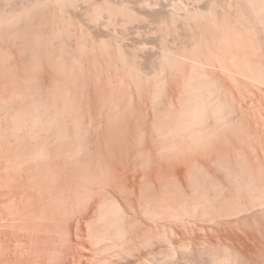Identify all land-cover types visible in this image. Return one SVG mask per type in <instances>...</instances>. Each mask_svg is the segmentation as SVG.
I'll return each mask as SVG.
<instances>
[{"label": "bare ground", "instance_id": "bare-ground-1", "mask_svg": "<svg viewBox=\"0 0 264 264\" xmlns=\"http://www.w3.org/2000/svg\"><path fill=\"white\" fill-rule=\"evenodd\" d=\"M7 1L8 0H5V2ZM25 1L26 0H23L24 3H22L19 8H16L17 4L14 2L16 7L15 9L12 7L13 10L9 12H7V8H0V144L2 145L3 141L7 143L9 140H7V131L12 132L11 135L12 137L14 136V138L17 137L18 139L21 137L20 140L22 139L23 141L17 140L18 143L23 142L20 144L24 145V141H35L36 144L33 143L35 148H32L29 155L25 154L28 153L26 151L25 153L24 151L22 152L26 155L24 162L26 161V165L27 163H32L33 165L34 163V167L36 168L33 167V171L36 169V171L39 170V172H41L40 170H42V176H46L45 178L48 179L50 178V174L56 176L58 173V177L56 176L58 179L65 175L66 172L63 171L67 170V168L64 169L62 168L63 166L56 164L59 158L63 159L62 161L65 162L64 166L70 165V170H72L67 174L69 176L67 179L69 178V181H71L72 188L68 186L65 187L70 189L68 190L70 194L74 192V195L78 196L80 195V191L77 187L80 188V185L83 186L82 184L87 187L85 195H83L84 193L82 192V198L79 197L82 202L81 204L90 200L92 198L90 196L91 193L98 189V185H101L96 182L98 179L97 173L100 169L99 171L97 170L101 168V173L104 166L106 170L104 171L107 173V176L103 173L105 177L100 175L99 179L105 178L104 182L107 181V183L104 184L105 187L103 186L104 179L102 181L100 179V181L104 189H106V185L107 187H111H109L111 193L109 192L110 197L105 196L104 200L101 199L103 202L101 201L102 204L99 206L101 209L98 211V221L100 220L99 222H102L99 224H103L102 227L98 226L101 227V233L98 239L102 242H112V244L113 242H117V244L128 243L134 236L137 238L139 232H142L143 227H145L143 225L147 224V222L142 221L146 218L152 221L158 220L159 222L164 221L170 223V225L172 224V227H169L172 242L169 241L173 243V246H170L172 257L174 258L177 255V258L184 260L185 263L187 262L186 264H197L200 260L203 261V258H201L202 255L206 256L205 258H207V260L205 259V261H208V264H264L263 144L258 142L259 134L253 128V122L248 121L249 119L247 120V116H249L248 112H246L247 109L245 110L241 103L244 98L240 102L237 101V99H235L236 97L231 95L233 92L228 85H226V82L223 80H218V82L215 79L207 77L204 73V71H206L205 66H209V63L212 62L215 65L218 64L222 72L228 73L225 74L228 75L229 81L231 80L236 84L243 83V80L249 81V83L251 82V84L257 87V90L260 88L264 89V0H230L228 4V6L231 5L230 7L232 9L236 8L237 11L243 10L240 12V15L234 19L237 20V18L240 17V24L243 23L241 21L242 19L243 21L245 20L246 23L244 24L245 26H243L247 30V33H249V31H254L253 33L261 34L260 36L263 35L259 42H256L257 39L255 37L253 39H256V44L259 43L261 45L258 50L254 49L255 46H248L253 51L244 53V57L247 58V60L244 59V57L243 60L240 55L241 53L238 50L236 51V49L244 46L242 44L246 40V37L244 38V36L238 35L239 33L237 34V32L235 33L236 36H232L235 34L227 35L224 33L231 29L230 26L227 24L225 25V21H227L226 17L230 18L231 16L226 14L227 11L225 13L226 16H218L215 14V10L212 11V8H209L211 14L204 8L208 13L207 15L201 8L198 9V6L195 8V0H190L194 4H192L194 9L191 8V10H193L191 12L187 11L186 13L181 11L183 8H174L173 5L175 4L171 6L172 9L174 8L176 10H172L171 7H169L171 11L168 9L170 5H166V2H162V0H159L161 2L157 0H141L139 3H133L136 6V8L133 9L128 8L130 6L128 1L127 5L129 6L126 9L123 8L126 3H124L125 5H120L121 8H118V6L116 7L117 9L113 8L111 6L112 0L105 1L106 7L104 4V7H97L99 4L97 6L95 5L93 9L91 8L92 11H94L93 17H87L91 19L93 23H99L101 19L105 18V22L102 20V27L107 30L109 28L108 26L111 27V25H114L116 27L117 24L115 25L114 23L119 20L120 16L116 21L117 15L119 14L124 17V19L121 17V20H123L121 23L123 24L122 26H124V24L129 25L135 22L138 18L141 20H149L154 17L155 19L156 17L159 19V16L161 18V23V21H164V18L162 19L161 16L165 17V15L167 16L166 13H168L169 16L167 17H170L169 20L171 19L174 21H171V25H175L177 22H179V24H177L179 26L187 24L191 32L193 31L195 35H193L194 38H197L194 47L192 45L195 42L191 45L194 54L190 52L191 50L185 52V48L181 51L184 46L181 47L178 53H176V51L179 50L177 48L176 51H174L175 53L172 52V50L167 52L170 50L167 49V55L170 53V56L163 55L166 54V52L162 54V57H160V54V60H157L160 62L159 65L157 64L158 62H156V66L159 67V69L157 68L158 70L155 69L156 67H154L155 63L153 61V66H150L153 56L147 44L146 47V45L142 43V47L139 49L141 53L135 54L137 52L135 51L130 62L129 60L128 62L126 61V54L128 53L122 52L121 46L118 44L120 48L116 47L115 50L118 48L116 57L119 56V59H115L114 61H120L115 64H122L124 69L122 76H124V73H126L127 76L125 75L124 78L119 77V79H123H121L120 82L117 81L119 85L121 83L122 86L124 85V88H128L126 92H123L124 90H122V92L120 89V91L118 90L117 86L119 85L115 84L117 82L115 81L114 83L112 77L109 76L111 71H106L107 76H105L107 79H103L101 77L104 75L103 72H101L103 74L100 75V72L93 69L94 67L91 69L92 65L95 66L99 63V56L101 55L103 57L105 56L102 61L106 63L108 67L110 63V69L112 64L114 65V61H112L113 63L109 62V58L113 55H111V51L108 52L110 46L108 49L107 43H105V46L102 48L96 44L95 39L92 38V42H90L89 40L86 41V38L83 39L81 37L83 41L79 40L81 43L78 41L77 46H75L76 44L73 40L75 44L74 52H71V54L67 51L64 52V41L61 40V42L60 39L65 36V32L68 33V30L71 32L70 28L72 29V26L74 28L81 24L79 21H77V23L79 22L77 25H75L76 22L74 25L72 24L73 22L71 23L74 15L71 16L68 9L65 8V6L67 7L65 3L68 0L66 2L64 0ZM77 1L78 0H76V2ZM201 1L203 2V0ZM5 2L3 5L6 4ZM68 2L74 4L75 9H77L75 4H78V2L75 3V0H69ZM191 2H188V4ZM210 2L211 1H209V3ZM71 3L69 6L72 5ZM130 3L132 2L130 1ZM223 4V6H225V3ZM176 5L179 4L176 3ZM201 5L202 4H200V6ZM7 7L11 8L10 5ZM130 7H133V5ZM183 7L185 8V6ZM230 9H228V12H230ZM223 10L220 9V11ZM57 11L60 12V18L62 19L58 18ZM70 11H72V9ZM237 11L236 13L233 11L235 16L239 12ZM85 12H87V10ZM50 16L62 20L63 24L65 23L64 21H66L65 25L63 27L60 26V28L58 22H62L57 20V23H52L53 26L49 29L52 25L49 23L51 21H56V19H50ZM82 17L85 18V16ZM65 18H67V20ZM88 18L86 20H88ZM49 19L51 21H49ZM180 22L183 23V25H181ZM232 23L233 21L231 24ZM240 27H242V25ZM175 28H172L171 33L175 34L173 32ZM216 28L218 29L217 32L215 31ZM84 29L85 28H83V30ZM185 29L187 30V28ZM241 29H243L244 32V28ZM78 30L81 32V29ZM79 31H76L77 33L75 32L73 35H77ZM180 32L182 33V31ZM81 34L83 35L82 32L79 35L82 36ZM114 34L115 33H113V35ZM253 36L251 35L252 38ZM96 37L98 38V36ZM248 37V40H252L250 34ZM194 38L192 39L193 41ZM7 41L11 45V51H9ZM143 45L145 47H143ZM245 47H247V45L244 46V48ZM178 48H180V46ZM203 48L207 50L209 56H205L204 53L202 55L199 54ZM70 49H72V47H70ZM86 49L87 54L85 53L86 56H83L86 58V62L83 63L84 66L85 63H88L89 66H85L84 68L82 67L83 63L81 61V59L83 60L84 58H81V56L82 52H85L84 50ZM99 53L102 54L100 55ZM124 53L126 56H124ZM200 55L202 57L204 55L205 60H201L202 58ZM246 55L248 56L246 57ZM211 58L213 60H211ZM7 59L9 61H7ZM193 61L194 63L195 61L196 63L199 62L200 64H197L202 66L199 72H201V69L205 70H202L203 73L197 74V76L191 75V77L189 76L188 79L185 78L186 80H184L183 78L186 77L184 73L187 67L184 66L188 65V63H193ZM7 62L10 63L7 64ZM212 63L210 64L212 65ZM197 64L195 65L198 66ZM116 65H114L115 68ZM148 66H150L151 69L157 70V73L153 70L155 75L152 77L150 76L151 73L148 72ZM151 69L149 68V70ZM193 70L195 69H192V71ZM214 70H216V68ZM192 71L190 70V72L194 74V71ZM196 73H198V70ZM115 76L113 78H115ZM125 77L127 78L125 79ZM9 84L12 85L13 89L11 88L12 91L10 90L11 92H9L8 96L12 99L10 97L7 98V87ZM250 103L248 104L249 107L251 106ZM11 105H15V107ZM26 139L29 140L26 141ZM248 140L254 143L258 142V144H256L257 146L253 147V143L251 144ZM14 141L16 142V140ZM11 143H9V145H11ZM30 143L31 146L34 147L32 142ZM27 144L25 145L27 146ZM245 144L249 146L252 145L251 147L254 153L252 155L255 156L254 158L252 157L251 162L248 161L249 159L247 156V158H245V152H243L241 146ZM15 145L16 144H13L12 146ZM3 146L4 145H2L1 148L4 150L5 147ZM18 146L20 147L21 145ZM27 149H29V147ZM1 150L2 149H0V151ZM11 150L15 151L14 149H10V152ZM1 153L0 155H3ZM23 155L21 154L20 157ZM5 156H7V154ZM15 156L17 155L15 154ZM248 156L250 157V155ZM20 157L18 158L20 159ZM5 158L6 157L3 159ZM27 159L29 161H27ZM8 162L6 161L5 163L7 164ZM16 162L19 163L18 161ZM51 163L53 164L50 165ZM19 167V169H22L20 165ZM25 168L27 167L25 166ZM4 170L2 169V172ZM7 170L9 169H6L5 172ZM59 175H61L60 178ZM42 176H35L36 180L38 181L37 177L40 178ZM0 180L2 179L0 178ZM40 180L42 179H39V181ZM42 181L45 183V180ZM64 181L67 182V180ZM39 184L40 183H38V189L41 185ZM12 186L13 185H11V187ZM55 187H57V185ZM59 187H61V185ZM99 188L103 189L102 187ZM54 189L52 191H55ZM101 189H99V191ZM106 190L105 194H109L108 191L106 193ZM99 191L97 192L99 193ZM58 192L60 191L58 190ZM103 193L101 195H103ZM101 195L99 196L101 197ZM21 198L19 199L22 200L23 198ZM95 199L93 198V200ZM48 200L50 201V199ZM65 203H67L66 207H68V202ZM55 204L56 203H54V205ZM63 206L65 205L63 204ZM96 215L97 214H95V216ZM81 217L82 215L80 218ZM138 217H141L140 219L143 217L144 220L140 221ZM149 220L148 222H151ZM140 223L143 226L142 230L138 228ZM145 228L147 229V227ZM98 239H96V241ZM115 245L116 244L113 246ZM122 248L123 247H121V249ZM124 250L126 251V249ZM128 259L131 258L128 257ZM201 263L202 262H200V264ZM204 263L207 264L206 262Z\"/></svg>", "mask_w": 264, "mask_h": 264}, {"label": "rangeland", "instance_id": "rangeland-1", "mask_svg": "<svg viewBox=\"0 0 264 264\" xmlns=\"http://www.w3.org/2000/svg\"><path fill=\"white\" fill-rule=\"evenodd\" d=\"M3 1V2H2ZM2 1H0V8L2 7V8H7V12H9V11H11V10H13V8L15 9V7H16V5L15 4H17V7L16 8H19L20 7V5L22 4V3H24L23 2V0H8L7 2H5V0H2ZM28 1H34V0H28ZM27 0L25 1V2H28ZM65 2L67 1V0H64ZM69 1V0H68ZM67 1V2H68ZM91 1V2H90ZM98 1V2H97ZM106 0H78L77 2H78V4H75L77 7V9H75V7H74V4H72L71 2V6H69L70 5V3L68 2H66L65 3V5L67 4V7L65 6V8H67L68 9V12L70 13V15L72 16V15H74V18H72L73 20L71 21V23L74 25L75 24V22H76V24L75 25H77V24H79V22L81 23V24H79V26L77 25L76 27H74L73 28V26H72V29L70 28V30H71V32L68 30V33L67 32H65L64 33V35H62V36H64V37H62L61 39H60V41L62 40V41H64L63 42V44L65 45V48H64V46H63V49L65 50H62V51H64V52H68L69 54H71V52H74L75 51V46H77V44H78V41L80 40V41H83L82 39H81V37L83 38V39H85L86 38V41H90V42H92V38L93 39H95V41H96V44L98 45V46H101L102 48L105 46V43H107V45H108V49H109V46H110V49H109V51L108 52H110L111 53V55H113V56H111V58H109V62H112V61H114L115 59H119L118 57H116L117 56V54H118V48L115 50V48L116 47H119V45L121 46V49H122V52L124 51L125 53H128V54H126L127 55V57H126V61L128 62V60H129V62H130V59H132L131 57H133L134 56V53H135V51H137L135 54H140L141 52H140V48L142 47L141 45H142V43L144 44V45H148V47H150L149 48V50H150V53L152 54V60H151V62L150 63H152L150 66L152 67L153 66V64H154V67H156L155 69H159V67H157L156 66V62H158L157 64L159 65V61H157V60H160V58H159V56H160V54H161V56L160 57H162V54L163 53H165L166 51H167V49L169 50V51H167V52H170L171 50H172V52H174V51H176V48L177 49H179V50H177L176 51V53H178V51H180V49H181V47L182 46H184V47H182L183 49H181V51H183L184 50V48H185V52H187V50L188 51H190L192 54H194L193 52V47H194V45L196 44V41L195 40H197V38L195 37L194 38V34H193V31L191 32V30L189 29V26L187 25V24H185V25H183V23H181L180 22V24L181 25H183V26H179V25H177V24H179V22H177V21H175V22H177L174 26L173 25H171L172 24V22H174V21H172L171 19L169 20V18L167 17V16H169L168 15V13H166L167 14V16L165 15V17L164 16H161L162 17V19L164 20V21H161V23H160V20H161V18H160V16H159V19H158V17H156V19H155V17L153 18L154 19V21H153V19H149V20H144V19H140V18H138V20H136L135 22H133V23H130L129 25L128 24H124V26H122L123 24L121 23L123 20H121L122 18L124 19V17L122 16V15H117V18H116V21H117V19L119 18V16H120V18H119V20L117 21V22H115L114 24L116 25V27L114 26V25H111V27L110 26H108L107 28H108V30L106 29V28H103L102 27V25H103V21L105 22V18H103V19H101L100 21H99V23L97 22V23H93L92 22V20L91 19H89L88 17H93V14H94V11H92V9H93V7H95V5L97 6L98 4H99V6H97V7H100V6H102V7H106V2H105ZM113 1H115V2H113ZM118 1V2H117ZM125 1V2H124ZM112 0L111 1V3L113 4H111V6L113 7V8H115V9H117L116 7L118 6V8L120 7V5L122 6V5H125L124 3H126V5H127V3L129 2V4H130V6L131 5H133V7H130L129 5H125V6H123V8H127L128 6V8H130V9H133V8H136V6L134 5V4H136V3H139V2H141V0ZM128 1V2H127ZM130 1L132 2V3H130ZM157 1H159V0H157ZM166 2V5H170V6H168V9H170L169 7H171V9H172V6L171 5H173V4H175L176 5V3L177 4H179V5H173V7L175 8H183L181 11H183V13H186L187 11H192L194 8H193V6H192V4H193V2H191L190 0L189 1H187V0H162V2ZM175 1H176V3H175ZM199 1H200V3H199ZM199 1H196L195 0V2H196V4H197V2H198V4L196 5L195 4V8H197L196 6H198L199 8L198 9H200L201 8V10L202 11H204L205 13H207L206 12V10H208L209 12L208 13H210L211 11H210V9L212 8V11H214L215 10V14H217L218 16H226V14H228V15H231L230 16V18L229 17H226V19H227V21H225V25L227 24L228 26H230V28L231 29H229V30H227V31H225L224 33L225 34H227V35H231V34H235L236 32H237V34L238 35H241L242 37L244 36V38L246 39L245 41H244V43L242 44V45H244V46H246L247 45V47H245L244 48V46H242L241 48H238V49H236V51L238 50L241 54V57H242V59H243V57L245 56V54L244 53H249V52H252L253 50L251 49V48H249L248 46H250V47H254V49L255 50H258L259 49V46L261 47V45L259 44V43H255V41H256V39H257V41L256 42H259L260 41V38H262V36H260L261 34H258V33H253V32H250L249 31V33H247V30L245 29V20L243 21V19L241 20L243 23L242 24H240L241 22H239L240 21V17L239 18H237V20L236 19H234L235 17H237L238 15H240V12H242L243 10V8L241 9L242 11H237V9L236 8H231L230 6H228V4L230 3V0H207V2H206V0H203V2L201 1V0H199ZM209 1H211L210 3H214V5H213V3L212 4H210L209 3ZM215 1V2H214ZM220 1V2H219ZM224 1V2H223ZM228 1V2H227ZM4 2L6 3L5 5H3L4 4ZM8 2H9V4H8ZM14 2H15V4H14ZM76 2V0H75V3H77ZM102 2V3H101ZM123 4H122V3ZM159 2H161V1H159ZM171 2V3H170ZM186 2V3H185ZM188 2H191V3H189L188 4ZM194 2V3H195ZM118 3V4H117ZM134 3V4H133ZM223 3H225V6H223L224 4ZM11 4H12V6H11ZM88 4V5H87ZM94 4V5H93ZM103 4H104V6H103ZM116 4V5H115ZM183 4V5H182ZM200 4H202L201 6H200ZM208 4V5H207ZM3 5V6H2ZM9 6L10 5V7L11 8H8L7 6ZM14 5V6H13ZM19 5V6H18ZM84 5V6H83ZM91 5V6H90ZM194 5V4H193ZM211 5V6H210ZM213 5V6H212ZM82 6V7H81ZM90 6V7H89ZM178 6V7H177ZM183 6H185V8L183 7ZM187 6V7H186ZM192 6V7H191ZM223 6V7H222ZM13 7V8H12ZM189 7V8H188ZM218 7V8H217ZM1 8V9H2ZM70 8V9H69ZM81 10H80V9ZM92 8V9H91ZM121 8V7H120ZM172 9V10H176V9ZM189 9V10H187V9ZM191 8H193L192 10H191ZM204 8H206V10L203 9ZM210 8V9H209ZM223 8H224V10H223ZM231 8V9H230ZM72 9V11H70ZM83 9V10H82ZM89 9V10H88ZM170 9V10H171ZM186 9V10H185ZM217 9H218V11H217ZM220 9L221 10H223V11H220ZM228 9H230V12H228L229 10ZM235 9V10H234ZM239 9V8H238ZM76 10V11H75ZM80 10V11H79ZM87 10V12L89 13H87V12H85ZM171 10V11H172ZM232 10V11H231ZM245 10V9H244ZM75 11V12H74ZM82 11V12H81ZM226 11H227V13H226ZM233 11H234V13H236V11L238 12V14H236V16H235V14L233 13ZM91 12H93V13H91ZM221 12V13H220ZM232 12V13H231ZM56 13H58L57 14V16H59L58 18H60V16H61V14H60V12H56ZM55 13V14H56ZM92 15H91V14ZM208 13H207V15H208ZM213 13V12H212ZM220 13V14H219ZM224 13V14H223ZM226 13V14H225ZM77 14V15H76ZM83 14H85V15H83ZM211 14V13H210ZM227 15V16H228ZM82 16H85V18L84 17H82ZM88 16V17H87ZM78 19H77V18ZM122 17V18H121ZM167 17V18H166ZM52 18V20L53 19H56V21H51L50 19ZM58 18H56V17H52V16H50V19H49V21H51L49 24H56L57 23V20L58 21H61L62 23H60V22H58L59 24V27L61 26V27H63L64 25H65V23H66V21H64L65 23L63 24V21L62 20H59ZM81 18V19H80ZM88 18V20H86ZM232 18V19H231ZM60 19H62V18H60ZM66 20H67V18H65ZM75 19H77V20H75ZM115 19V18H114ZM231 19V20H230ZM234 19V20H233ZM85 20H86V22H85ZM90 20V21H89ZM103 20V21H102ZM141 20V21H140ZM77 21H79L78 23H77ZM149 22V23H147V22ZM172 21V22H171ZM233 21V23L231 24V22ZM92 24H91V23ZM118 22H119V24H118ZM140 22H142V23H140ZM164 22H165V24H164ZM167 22H168V24H167ZM171 22V23H170ZM67 23H68V21H67ZM159 23V24H158ZM170 23V24H169ZM238 23V24H237ZM53 24L49 27V29L50 28H52V26H53ZM97 24H98V26H97ZM162 24V25H161ZM219 24H221V23H219ZM235 24V25H234ZM238 26H237V25ZM239 24H240V26L242 25V27H240L239 26ZM57 25V26H58ZM96 25V26H95ZM157 25V26H156ZM171 25V26H170ZM244 25V26H243ZM247 25V24H246ZM81 26V27H80ZM85 26V27H84ZM130 26H133V27H130ZM167 26V27H166ZM171 28H170V27ZM173 26V27H172ZM178 28H177V27ZM184 26H185V28H187V30L184 28ZM60 27V28H61ZM77 27H78V29H81V32L83 33V35L82 36H80L79 34L81 33L78 29H77ZM94 27H96V28H94ZM130 27V28H129ZM153 27V28H152ZM176 27V28H175ZM180 27V28H179ZM182 27V28H181ZM238 27V28H237ZM83 28H85L84 30H83ZM88 28H89V30H88ZM99 28V29H98ZM101 28V29H100ZM103 28V29H102ZM144 28V29H143ZM172 28L174 29L175 28V30L173 31L176 35H179V36H176L175 34H173V33H171L172 32ZM240 28V29H239ZM241 28H244V32H243V29H241ZM124 29V30H123ZM129 29V30H128ZM152 29V30H151ZM158 29V30H157ZM89 32H88V31ZM94 30V31H93ZM99 30V31H98ZM139 30V31H138ZM143 30V31H142ZM76 31H79L78 32V34L76 35V34H74L73 35V33H75ZM84 31V32H83ZM86 31H87V33H88V35H87V33H86ZM93 31V32H92ZM96 31V32H95ZM137 31V32H136ZM160 31V32H159ZM166 31V32H165ZM168 31V32H167ZM179 33H178V32ZM180 31H182V33L180 32ZM216 32L218 31V29L216 28V30H215ZM92 32V33H91ZM144 32V33H143ZM77 33V32H76ZM112 33V34H111ZM113 33H115L114 35H113ZM147 33V34H146ZM153 33H154V35H153ZM171 33V34H170ZM178 33V34H177ZM182 35H181V34ZM188 33H190V34H188ZM192 33V34H191ZM245 33V34H244ZM252 33V34H251ZM62 34H63V32H62ZM100 34V35H99ZM165 34V35H164ZM168 34V35H167ZM243 34V35H242ZM248 34V35H247ZM249 34H250V38H252L251 37V35L253 36V34H254V36H253V38H252V40L250 41V40H248L249 39ZM67 35V36H66ZM71 35H73V36H71ZM86 35V36H85ZM128 35V36H127ZM194 35V36H193ZM247 35V36H246ZM70 37V39H69V37ZM77 36V37H76ZM85 36V37H84ZM93 36V37H92ZM95 36V37H94ZM96 36H98V38L96 37ZM107 36V37H106ZM116 36V37H115ZM129 36H131V37H129ZM181 36V37H180ZM192 36H193V38H194V41L192 40L193 38H192ZM232 36H236V34L235 35H232ZM259 38H258V37ZM68 37V38H67ZM72 37V38H71ZM103 39H102V38ZM127 37H128V39H127ZM150 37V38H149ZM166 37V38H165ZM172 37V38H171ZM254 37L256 38L255 40H253L254 39ZM115 38V39H114ZM140 38V39H139ZM159 38V39H158ZM178 38V39H180V40H178V41H180V42H178L176 39ZM186 38V39H185ZM66 39H68L69 40V42H68V40H66ZM111 39V40H110ZM114 39V40H113ZM137 39V40H136ZM182 39V40H181ZM259 39V40H258ZM75 41V44H74V41ZM116 40V41H115ZM167 40V41H166ZM61 41V42H62ZM79 41V42H80ZM109 41V42H108ZM115 41V42H114ZM164 41V42H163ZM176 41V42H175ZM246 41H248V42H246ZM89 42V43H90ZM112 42V43H111ZM175 44H174V43ZM189 42V43H188ZM192 42V43H191ZM195 42V43H194ZM242 42H243V40H242ZM246 42V43H245ZM70 44V45H66V44ZM81 43V42H80ZM104 43V44H103ZM111 43V44H110ZM194 43V44H193ZM249 43V44H248ZM250 43H252V44H250ZM113 44V45H112ZM116 44V45H115ZM119 44V45H118ZM182 44V45H181ZM184 44V45H183ZM193 44V45H192ZM7 45L9 46V51H11V45H10V43L7 41ZM75 45V46H74ZM103 45V46H102ZM106 45V46H107ZM123 45V46H122ZM143 45V47H145ZM147 45H146V47H147ZM177 47H176V46ZM190 45V46H189ZM191 45L193 46V47H191ZM253 45V46H252ZM8 46H7V48H8ZM67 46H69V47H67ZM114 46V47H113ZM138 46V47H137ZM180 46V48H178ZM185 46H187V47H185ZM256 46H258V47H256ZM67 47V48H66ZM70 47H72V49H70ZM113 47V48H112ZM165 47V48H164ZM168 47V48H167ZM120 48V47H119ZM138 48V49H137ZM161 48V49H160ZM163 48V49H162ZM189 48H191V49H189ZM74 49V50H73ZM112 49V50H111ZM132 49H133V51H132ZM137 49V50H136ZM240 49V50H239ZM247 49V50H246ZM249 49V50H248ZM59 50V49H58ZM114 50V51H113ZM125 50H127V51H125ZM148 50V51H149ZM154 50V51H153ZM262 50V49H261ZM8 51V50H7ZM60 51V50H59ZM85 52H82V56H81V58H84L83 60L81 59V61H82V63L83 62H86L85 60H86V58L85 57H83L84 55H85V53H86V51H87V49L86 50H84ZM193 51V52H192ZM100 52V51H99ZM167 52H166V54H163V55H167ZM114 53V54H113ZM117 53V54H116ZM125 53H124V56H126L125 55ZM155 53V54H154ZM175 53V52H174ZM189 53V52H188ZM204 53V55L205 56H207L208 54V52H207V50L205 49V48H203L202 49V51H201V53L199 52V54H203ZM66 54V53H65ZM64 54V55H65ZM68 54V55H69ZM87 54V53H86ZM100 55L102 54V53H99ZM116 54V55H115ZM132 54V55H131ZM173 54V53H172ZM171 54V55H172ZM192 54H188V55H192ZM198 54V55H199ZM242 54H244V55H242ZM169 56H170V53L168 54ZM167 55V56H168ZM196 55V54H195ZM200 55V56H201ZM204 55H203V57L201 56V60H205V57H204ZM67 56V55H66ZM86 56V55H85ZM173 56V55H172ZM209 56V55H208ZM248 55H246V57H247ZM105 57V56H104ZM104 57L101 55V56H99V59H100V61H99V63H97L95 66H93L92 65V67H91V69L93 68V69H95L96 71H98V72H100L99 74L100 75H102L103 73H104V75H102L101 77L103 78V79H107V74H106V71H111V73H109V76H111L112 77V79H113V81H114V83H115V81L117 82V83H115V84H117V85H119L118 84V81L120 82L121 81V79H123L124 78V76L126 75V73H124V76H122L123 75V71H124V69H123V66H122V64L120 65V63L119 64H115V63H118V62H120V61H114V65H116V68L114 67V65L112 64V66H111V69H110V63H109V67H108V65L106 64V63H104L102 60H104ZM130 57V58H129ZM155 57H157V58H159V59H157V58H155ZM249 57H251V56H249ZM154 58V59H153ZM107 59V58H106ZM244 59H246L247 60V58H245L244 57ZM243 59V60H244ZM251 59V58H250ZM108 60V59H107ZM211 60H213L212 58H211ZM7 61H9L8 59H7ZM154 63H153V62ZM10 63V62H9ZM8 62H7V64H9ZM113 63V62H112ZM188 63V62H187ZM198 64H200L199 62H197ZM196 63V61H195V63H194V61H193V63H191L192 64V67H191V64L190 63H188V65H190V66H188V65H185L184 67H186V70H185V73H184V76H185V74H186V77H184L183 79L184 80H186V79H188L189 78V76L191 77V75L192 76H197V74H200V73H203L202 72V70L203 69H201V72H199V70H200V67H202V66H200V65H198ZM210 63H212V62H210ZM209 63V66L207 65V66H205V68H206V71H204V73L207 75V77H209V78H211V79H215L216 81H221V80H223L224 82H226V85H228V87L230 88V90H232V92H233V94H231L233 97H236L235 99H237V101H241L243 98V100L241 101V103L243 104H241L242 106H244V108H245V110H246V112H248V115L249 116H247V120L248 121H251V122H253V128H254V130L255 131H257L258 132V136H259V141L258 142H261L262 144H263V146H262V144H261V146L264 148V129H262V128H264V89L263 88H260V89H258L257 90V87L254 85V84H251V82L249 83V81L247 82V81H244L243 80V83H239V84H236V83H234L233 81H229V77H228V73L227 72H222V70L218 67V64H213L212 63V65ZM195 64H197L198 66H196ZM83 65V66H82ZM81 66L82 67H84L85 68V66H89L88 65V63H85V66H84V63L82 64ZM120 65V66H119ZM194 65V66H193ZM213 65H215V66H213ZM104 68H103V67ZM118 66V67H117ZM150 66H148V72L149 73H151V74H153V75H151L150 74V76L152 77V76H154L155 75V73H157V70H155V69H151V67ZM108 67V68H107ZM191 67V68H190ZM196 67V68H195ZM198 67V68H197ZM211 67H213V68H211ZM86 68H88V67H86ZM149 68L151 69V70H149ZM210 69V72H209V69ZM216 68V70H214ZM103 69V70H102ZM108 69H110V70H108ZM192 69H195V70H193L192 71ZM198 70V73H196V71ZM208 69V70H207ZM153 70H155V73H154V71ZM190 70L194 73V74H192L191 72H190ZM214 70V71H213ZM219 70H221V71H219ZM105 71V72H104ZM215 71H216V73H215ZM222 74V76L223 77H225V78H223L222 76H221V74L219 73V72ZM101 72H103V73H101ZM122 72V73H121ZM214 74H213V73ZM114 73V74H113ZM120 74V75H118V74ZM191 73V74H190ZM212 73V74H211ZM224 73V74H223ZM225 73H227V74H225ZM112 74H113V76H112ZM115 74H116V76H115ZM218 74V75H217ZM106 75V76H105ZM212 75H213V78H212ZM225 75V76H224ZM115 76V78H113ZM127 76V75H126ZM188 76V77H187ZM219 76V77H218ZM119 77H123V78H121V79H119ZM217 77V78H216ZM127 77H125V79H126ZM186 78V79H185ZM223 78V79H222ZM114 79H116V80H114ZM225 79V80H224ZM118 80V81H117ZM218 81V82H219ZM228 82H230V83H228ZM232 82V83H231ZM246 83V84H245ZM249 83V84H248ZM233 84V85H232ZM238 85V86H237ZM245 85H247V86H245ZM8 86V85H7ZM116 86V85H115ZM114 86V87H115ZM236 86V87H235ZM253 86V87H252ZM12 85L11 84H9V86L7 87V96L9 95V92H11L12 91ZM117 88H118V90L120 89L121 90V92H122V90H124L123 92H126V89H127V91H128V88L126 87V88H124V85L122 86V84L120 83V85L119 86H117ZM116 88V89H117ZM234 88V89H233ZM237 89H238V91H237ZM247 89V90H246ZM11 90V91H10ZM119 90V91H120ZM251 90V91H250ZM253 90V91H252ZM256 90V91H255ZM263 92H262V91ZM239 94H237L236 92ZM260 91H261V93H260ZM244 94H243V93ZM253 92V93H252ZM257 92H258V94H257ZM249 93V94H248ZM260 93V94H259ZM263 93V94H262ZM12 94V93H11ZM13 94H14V91H13ZM235 94V95H234ZM240 95H242V96H240ZM244 95V96H243ZM250 95V96H249ZM259 95V96H258ZM239 96V97H238ZM253 96V97H252ZM10 96H8L7 98H9ZM253 99H252V98ZM261 97V98H260ZM11 98V97H10ZM232 98V97H231ZM245 98H246V100H245ZM258 98V99H257ZM12 99V98H11ZM14 99V98H13ZM252 99V100H251ZM261 101V102H260ZM251 102V103H250ZM250 103V107L248 106V104ZM1 104H2V101H1ZM261 104V105H260ZM11 106H13V105H11ZM248 106V107H247ZM258 106H260V107H258ZM0 107H1V105H0ZM13 107H15V105L13 106ZM12 107V108H13ZM247 107V108H246ZM248 109H249V111H248ZM259 112H258V111ZM252 113H251V112ZM262 113V114H261ZM250 117V118H249ZM263 119V120H262ZM259 127V128H257V127ZM258 129V130H257ZM8 132V134H9V136H8V134H7V143L6 142H4L3 140V142H2V145H4L3 147H5L4 148V150H3V148H1L2 147V145H1V147H0V149H2L1 151H2V153H1V151H0V153L1 154H3V155H0V172H2V169L4 170H6V169H9V170H7L6 172H5V170L2 172V173H0V178L2 179V180H0V264H91V262H92V264H184L185 262H184V260H182V259H179V258H177V255L173 258L172 257V251H171V245L173 246V243H171L172 242V238H171V232H170V228L172 227V224L170 225V223H168V222H164V221H158V220H155V221H152V220H149V219H146L145 218V220H147V221H145L144 219H143V217H142V219H140L139 217V219H140V221L141 220H144V221H142V222H147V224L146 225H143V226H145V227H147V229L145 228V227H143L142 225H141V223H140V225H138V228H141V230H142V227H143V230H142V232H139L138 233V235H137V238H136V236H134L133 237V239L130 241L129 240V242L128 243H126V244H124V243H122V244H124V245H122L121 243L119 244H117V242L116 243H114L113 242V244H112V242L110 243V242H102V241H100L98 238H99V236H100V233H101V227H102V225L103 224H99V223H102V222H99L98 221V211H100V209H101V207H99V206H101V201L102 200H104L105 199V196H107V197H110V186H108L107 187V185H106V189H104V187H105V183H107V181L106 182H104L105 181V178H100L101 179V181L103 180V186H102V182L100 181V179H99V176L100 175H102V176H104L105 177V175L104 174H106V176H107V173L105 172L106 170H105V168H104V166H103V168H102V174L100 173V171H101V168H98V170L97 171H99V169H100V171L97 173V177H98V179L96 180V182L97 183H100L101 185H98L97 186V190L96 191H94V192H92L91 193V199L90 200H88L87 202L85 201V203L84 204H87V205H84V204H81L82 202H81V199H79V197H81V194H82V192L84 193L83 195H85V193H86V185H84V184H82L83 186H81L80 185V188H78L77 187V189L80 191V195H78V196H76V195H74V192H72L71 194H70V192L68 191V190H70L69 188H72V183H71V181H69V178L67 179V177H69L67 174L69 173V172H71L72 170H70V165H67L68 167H69V171H68V167L67 166H64V164H65V162L64 161H62L63 159H61V158H59L58 159V161H56L55 163L56 164H59L60 166H63L62 168H67V170H64L63 172H66L65 173V177L64 176H62L61 178H60V176L61 175H59V178L60 179H58L57 177H58V173H57V177L55 176V175H52V174H50V178L48 179V178H45V177H43L42 176V170H40L41 172H39V170H37L36 171V169H35V171H33L34 170V168H36V167H34V163H33V165H32V163H27V165H26V161L24 162V159H26V155H29L30 154V152H31V150H32V148H35V145L34 144H36L35 143V141L33 142V141H30L29 139H26V141L27 140H29L30 142H32V145H34V147H32L31 146V143L29 142V141H27V142H25L24 141V145L23 144H20V143H23V142H17V140L18 141H23L22 139L20 140V138L21 137H19L18 139H17V137H15L14 138V136L12 137V135H11V133L12 132H10V131H7ZM10 132V133H9ZM263 136V137H262ZM9 137V138H8ZM14 138V139H13ZM24 138V137H23ZM12 140H13V142H12ZM14 140H16V142L14 141ZM38 141V140H37ZM251 144L253 143V147H256L257 145L256 144H258V142L256 143H254L253 141L251 142L250 140H248ZM12 142V143H11ZM249 142H248V144H249ZM9 143H11V145H9ZM29 145H28V144ZM34 143V144H33ZM13 144H16L15 146H12ZM25 144H27V146L25 145ZM250 144V145H251ZM7 145V146H6ZM18 145H21L20 147L18 146ZM23 145V146H22ZM260 145V144H259ZM258 145V146H259ZM28 148L29 147V149H27L26 147ZM242 146V148H243V152H245V158H247L248 157V161H252V157L254 158V156L255 155H252V154H254L253 153V149H252V145L251 146H249V145H247V144H245V145H241ZM8 147V148H7ZM9 147H11V148H9ZM14 147V148H13ZM22 147H23V149H22ZM246 147V148H245ZM249 147V148H248ZM251 147V148H250ZM7 148V149H6ZM16 148V149H15ZM10 149H14L15 151H20V152H15V151H13V150H11V152H10ZM26 149V150H25ZM8 151V152H6V151ZM24 151V153H25V151L26 152H28V153H22ZM249 151V152H248ZM3 152H5V153H3ZM17 155V156H15V154ZM246 153H247V155H246ZM7 154V156H5ZM23 155V156H21L20 157V155ZM244 154V153H243ZM248 155H250V157L248 156ZM252 155V156H251ZM15 156V157H14ZM247 156V157H246ZM4 157H6L5 159H3ZM18 157H20V159L18 158ZM29 157V156H28ZM27 157V158H28ZM8 158V159H7ZM12 158V159H11ZM2 159H3V161H4V163L7 161H9L7 164L5 163V165H4V163H3V161H2ZM23 159V160H22ZM240 159H241V157H240ZM20 160V161H19ZM61 160V161H60ZM243 160V159H242ZM16 161H18L19 163H17ZM24 163H23V162ZM27 161H29L28 159H27ZM14 162H16V163H14ZM62 162H64V163H62ZM21 163V164H20ZM61 163V164H60ZM21 166V168L23 169V171H22V169H19L20 167H19V165ZM24 164V165H23ZM53 163H51L50 165H52ZM2 165V166H1ZM11 165H13V166H11ZM23 165V166H22ZM10 166V167H9ZM25 166L27 167V168H25ZM30 166H31V168H30ZM24 167V168H23ZM34 167V168H33ZM28 168H30V169H28ZM40 168V167H39ZM19 169V170H18ZM27 169H28V171H27ZM38 169V168H37ZM14 170V171H13ZM18 170V171H17ZM105 170V171H104ZM17 171V172H16ZM21 171V172H20ZM11 172V173H10ZM14 172V173H13ZM23 172V173H22ZM30 172V173H29ZM34 172V173H33ZM4 173V174H3ZM18 173V174H17ZM20 173V174H19ZM22 173V174H21ZM39 173V174H38ZM41 173V174H40ZM104 173V174H103ZM2 174V175H1ZM6 174V175H5ZM8 174V175H7ZM16 174V175H15ZM23 174H25V175H23ZM30 174V175H29ZM5 175V176H4ZM14 175V176H13ZM19 175V176H18ZM22 175V176H21ZM42 176V177H37V179H38V181L36 180V177L35 176ZM67 175V176H66ZM26 176V177H25ZM101 176V177H102ZM4 177H5V179H4ZM19 177V178H18ZM30 178V180H29V178ZM48 177H49V175H48ZM53 177H55L56 178V180H55V178H53ZM35 178V179H34ZM43 178H45V179H43ZM11 179V180H10ZM18 179H19V181H18ZM21 179V180H20ZM39 179H42V180H45V183H44V181H42V180H40L39 181ZM53 179V180H52ZM7 180V181H6ZM33 180H36V181H33ZM50 180V181H49ZM60 180V181H59ZM64 180H67V182L66 181H64ZM99 180V181H98ZM26 181V182H25ZM28 181V182H27ZM32 182V184H31V182ZM43 183H42V182ZM52 181V182H51ZM16 182V183H15ZM49 182V183H48ZM50 182H51V184H50ZM55 182H59V183H55ZM65 182V183H64ZM3 183V184H2ZM9 183V184H8ZM30 183V184H29ZM36 183V184H35ZM38 183H40L39 185V189H38ZM13 185L12 187H11V185ZM18 184V185H17ZM23 184V185H22ZM46 184V185H45ZM53 184V185H52ZM57 185V187H55L56 185ZM63 184V185H62ZM65 184V185H64ZM30 185V186H29ZM61 185V187H59ZM1 186H3V187H1ZM4 186H5V188H4ZM7 186V187H6ZM9 186V187H8ZM35 186V187H34ZM48 186V187H47ZM69 187V188H65V187ZM46 187V188H45ZM82 187V188H81ZM99 187H102L103 189H101V188H99ZM110 187V188H109ZM4 188V189H3ZM13 188V189H12ZM43 188V189H42ZM55 188V189H54ZM60 191V192H58V190ZM16 189V190H15ZM25 189H27V190H25ZM34 191H33V190ZM38 189V190H37ZM57 190L56 192L55 191H52V190ZM67 189V190H66ZM84 189V190H83ZM99 189H101L100 191H99ZM109 189V190H108ZM12 190V191H11ZM25 190V191H24ZM50 190V191H49ZM71 190H73V189H71ZM104 190V191H103ZM105 190H106V193H107V191H108V193L109 194H105ZM21 191H23V192H21ZM31 191V192H30ZM63 193H62V192ZM66 191H68V192H66ZM97 191H99V193L97 192ZM13 192V193H12ZM33 192V193H32ZM64 192H65V194H64ZM101 192V193H100ZM104 192V193H103ZM37 195H36V194ZM51 193V194H50ZM103 193V195H101ZM57 196H56V195ZM64 194V195H63ZM69 194V195H68ZM95 196H94V195ZM97 194V195H96ZM60 195H61V198H60ZM99 195H101V197L99 196ZM109 195V196H108ZM24 196V197H23ZM29 196V197H28ZM32 196V197H31ZM49 196H51V197H49ZM65 196V197H64ZM70 196H72V197H70ZM76 198H75V197ZM23 199H22V198ZM34 197H35V199H34ZM66 197H68V198H66ZM18 198V199H17ZM19 198H21L22 200H20ZM41 198V199H40ZM64 198V199H63ZM75 198V199H74ZM82 198V197H81ZM93 198L95 199V200H93ZM100 198V199H99ZM34 199V200H33ZM37 199H38V201H37ZM48 199H50V201L48 200ZM54 199V200H53ZM56 199V200H55ZM70 201H69V200ZM72 199H74V200H72ZM102 199V200H101ZM62 200V201H61ZM78 200V201H77ZM79 200H80V202H79ZM76 201V202H75ZM94 201V202H93ZM19 202V203H18ZM42 202V203H41ZM46 202V203H45ZM65 202H68V207H66L67 206V203H65ZM74 202V203H73ZM78 202V203H77ZM88 202H89V204H88ZM103 202V201H102ZM48 203V204H47ZM54 203H56L55 205H54ZM58 203H59V207H58ZM14 204V205H13ZM41 204V205H40ZM52 204V205H51ZM62 204V205H61ZM63 204L65 205V206H63ZM76 204V205H75ZM77 204H78V206H77ZM81 204V205H80ZM27 205V206H26ZM57 205V206H56ZM80 205V206H79ZM89 205V206H88ZM23 206V207H22ZM62 206V207H61ZM88 206V207H87ZM97 206V207H96ZM16 207V208H15ZM77 207H78V209H77ZM79 207H81V208H79ZM9 208H10V210H9ZM56 208V209H55ZM61 208V209H60ZM65 209V212H64V209ZM74 209V211H73V209ZM30 209V210H29ZM59 209H60V211H59ZM72 209V210H71ZM84 209V210H83ZM85 209H86V211H85ZM96 209V210H95ZM1 210H2V212H1ZM17 210V211H16ZM52 210V211H51ZM56 210V211H55ZM62 210V211H61ZM71 210V211H70ZM78 210V211H77ZM81 210V211H80ZM89 210V211H88ZM6 211H7V213H6ZM66 211H67V213H66ZM73 211V212H72ZM84 211H85V213H84ZM59 212V213H58ZM72 212V213H71ZM82 215V217L80 218V214ZM20 213V214H19ZM52 213V214H51ZM56 213H58V214H56ZM70 213V214H69ZM84 213V214H83ZM13 214V215H12ZM36 214V215H35ZM67 216H65V215ZM68 214V215H67ZM75 214V215H74ZM95 214H97L96 216H95ZM47 215V216H46ZM50 215V216H49ZM59 215V216H58ZM73 215V216H72ZM15 216V217H14ZM24 216H25V218H24ZM57 216V217H56ZM69 216V217H68ZM71 216V217H70ZM94 216H95V218H94ZM7 217V218H6ZM22 218V219H21ZM65 218V219H64ZM12 219V220H11ZM54 219V220H53ZM73 219V220H72ZM18 220V221H17ZM40 220V221H39ZM69 220V221H68ZM94 220V221H93ZM148 220L149 221H151V222H148ZM13 221V222H12ZM16 221V222H15ZM46 221V222H45ZM60 221V222H59ZM65 221V222H64ZM7 222V223H6ZM77 222V223H76ZM156 223V225H155V223ZM3 225H2V224ZM90 223V224H89ZM98 223V224H97ZM151 223H153V224H151ZM54 224V225H53ZM77 224V225H76ZM92 224V225H91ZM142 224H145V223H142ZM22 225V226H21ZM158 225V226H157ZM5 226V227H4ZM76 226V227H75ZM87 226V227H86ZM94 226V227H93ZM98 226H101V227H98ZM3 227V228H2ZM163 227V228H162ZM165 227V228H164ZM170 227V228H169ZM87 228V229H86ZM90 228H92V229H90ZM96 228H97V230H96ZM169 230H168V229ZM42 231H41V230ZM156 229V230H155ZM164 229V230H163ZM61 230V231H60ZM76 230V231H75ZM81 230V231H80ZM90 230V231H89ZM94 232H93V231ZM139 230V229H138ZM137 230V231H138ZM140 230V231H141ZM153 230V231H152ZM19 231V232H18ZM25 231H27V232H25ZM96 231H97V233H96ZM149 231V232H148ZM33 232V233H32ZM37 232V233H36ZM88 232V233H87ZM164 234H163V233ZM69 233V234H68ZM144 233V234H143ZM146 233V234H145ZM149 235H148V234ZM160 233V234H159ZM48 234V235H47ZM89 234V235H88ZM93 234V235H92ZM98 234V235H97ZM154 234V235H153ZM157 234V235H156ZM97 235V236H96ZM147 235V236H146ZM164 235V236H163ZM76 236V237H75ZM78 236V237H77ZM89 236H90V240H89ZM144 236V237H143ZM157 236V237H156ZM162 236V237H161ZM62 237V238H61ZM138 237H139V239H138ZM142 237H143V239H142ZM164 237V238H163ZM81 238V239H80ZM160 238V239H159ZM29 239V240H28ZM54 239V240H53ZM96 239H98L97 241H96ZM140 239H141V241H140ZM151 239V240H150ZM167 239H168V241H167ZM65 240V241H64ZM95 240V241H94ZM139 240V241H138ZM171 242H170V241ZM79 241V242H78ZM93 241V242H92ZM145 241V242H144ZM151 241V242H150ZM153 241H155V242H153ZM65 242V243H64ZM102 242V243H101ZM150 242V243H149ZM170 242V243H169ZM73 243V244H72ZM95 243V244H94ZM21 244V245H20ZM64 244V245H63ZM114 244H116L115 246H113ZM146 244V245H145ZM151 244V245H150ZM96 245V246H95ZM126 245H127V247H126ZM28 246V247H27ZM55 246H57V247H55ZM72 246V247H71ZM76 246V247H75ZM112 248H111V247ZM119 246V247H118ZM134 246V247H133ZM142 246V247H141ZM148 246V247H147ZM150 246V247H149ZM114 247V248H113ZM121 247H123L122 249H121ZM133 247V248H132ZM152 247V248H151ZM14 248V249H13ZM63 248V249H62ZM110 248V249H109ZM146 248V249H145ZM170 249V252H169V249ZM22 249V250H21ZM59 249V250H58ZM120 249V250H119ZM124 249H126V251L124 250ZM138 249V250H137ZM144 249V250H143ZM4 250V251H3ZM8 250V251H7ZM31 250V251H30ZM62 250V251H61ZM83 250H85V251H83ZM110 252H108V251ZM112 250V251H111ZM165 250V251H164ZM55 251V252H54ZM125 251V252H124ZM80 252H82V253H80ZM88 252V253H87ZM107 252V253H106ZM128 252V253H127ZM57 253V254H56ZM102 253V254H101ZM104 253V254H103ZM106 253V254H105ZM134 255H133V254ZM137 253V254H136ZM167 255H166V254ZM33 254V255H32ZM114 254V255H113ZM150 254V255H149ZM156 254V255H155ZM171 254V255H170ZM149 255V256H148ZM81 256H82V258H81ZM163 256V257H162ZM204 255H202L201 256V258H203L202 260L204 261V262H208V261H205V259L207 260V258H205L206 256H204ZM28 257V258H27ZM32 257V258H31ZM94 257V258H93ZM96 257V258H95ZM128 257L129 258H131V259H128ZM166 257V258H165ZM73 258H74V260H73ZM135 258V259H134ZM157 258V259H156ZM170 259V260H168V259ZM176 258H177V260H176ZM41 259V260H40ZM118 259H119V261H118ZM39 260V261H38ZM89 260V261H88ZM23 261V262H22ZM96 261V262H95ZM103 261V262H102ZM146 261V262H145ZM161 261V262H160ZM174 261V262H173ZM203 261H199V263H197V264H200V262H202L201 264H203L204 262ZM95 262V263H94ZM108 262V263H107ZM124 262V263H123ZM127 262V263H126ZM187 263V262H186ZM185 263V264H186ZM205 264V263H204ZM208 264V263H207Z\"/></svg>", "mask_w": 264, "mask_h": 264}]
</instances>
